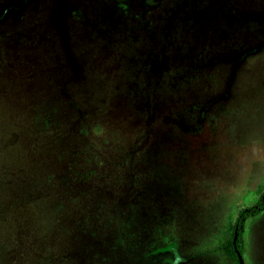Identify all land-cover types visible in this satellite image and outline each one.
Segmentation results:
<instances>
[{
	"label": "rangeland",
	"instance_id": "obj_1",
	"mask_svg": "<svg viewBox=\"0 0 264 264\" xmlns=\"http://www.w3.org/2000/svg\"><path fill=\"white\" fill-rule=\"evenodd\" d=\"M0 264H264V0H0Z\"/></svg>",
	"mask_w": 264,
	"mask_h": 264
},
{
	"label": "trees",
	"instance_id": "obj_2",
	"mask_svg": "<svg viewBox=\"0 0 264 264\" xmlns=\"http://www.w3.org/2000/svg\"><path fill=\"white\" fill-rule=\"evenodd\" d=\"M229 253H231L235 258L234 251L232 249L229 250Z\"/></svg>",
	"mask_w": 264,
	"mask_h": 264
}]
</instances>
